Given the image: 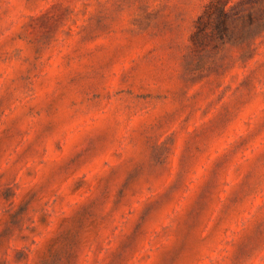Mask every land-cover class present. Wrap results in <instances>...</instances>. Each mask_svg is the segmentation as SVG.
<instances>
[{"label":"rangeland","instance_id":"rangeland-1","mask_svg":"<svg viewBox=\"0 0 264 264\" xmlns=\"http://www.w3.org/2000/svg\"><path fill=\"white\" fill-rule=\"evenodd\" d=\"M0 264H264V0H0Z\"/></svg>","mask_w":264,"mask_h":264}]
</instances>
